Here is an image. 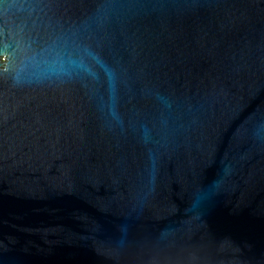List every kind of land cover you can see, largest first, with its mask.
Returning a JSON list of instances; mask_svg holds the SVG:
<instances>
[{"label":"water","instance_id":"95a60500","mask_svg":"<svg viewBox=\"0 0 264 264\" xmlns=\"http://www.w3.org/2000/svg\"><path fill=\"white\" fill-rule=\"evenodd\" d=\"M0 264H264V0H0Z\"/></svg>","mask_w":264,"mask_h":264}]
</instances>
